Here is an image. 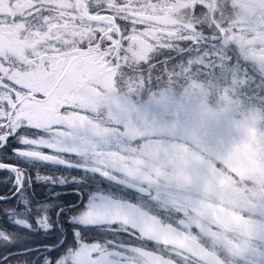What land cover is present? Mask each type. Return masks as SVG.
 <instances>
[{"label": "snow or ice", "instance_id": "6c2138e0", "mask_svg": "<svg viewBox=\"0 0 264 264\" xmlns=\"http://www.w3.org/2000/svg\"><path fill=\"white\" fill-rule=\"evenodd\" d=\"M158 14L157 0H0V264H179L137 171L151 102L119 87L140 45L160 66L188 54ZM246 257L264 264V246Z\"/></svg>", "mask_w": 264, "mask_h": 264}, {"label": "flooded vegetation", "instance_id": "af4514ba", "mask_svg": "<svg viewBox=\"0 0 264 264\" xmlns=\"http://www.w3.org/2000/svg\"><path fill=\"white\" fill-rule=\"evenodd\" d=\"M157 2L159 14L152 19L163 26L161 30L172 35L182 33V37L177 40L178 44L184 40L191 41L183 49L187 55L174 54L177 58L169 62L174 75L183 73L181 76L184 82L187 81L186 75L194 74L192 67L195 66L196 60L211 66L246 64L245 59L233 56L239 52L241 43V40H233V36L242 35V39L248 45L249 40L253 41L252 35L258 27H264V20L260 24L256 21L258 12L264 13V0H157ZM200 17L211 21V26L196 23L194 18ZM210 46L214 48L212 57H208ZM136 50L142 51L141 55L135 58L142 68L137 72L138 79L134 80L133 77L136 75L129 74L128 69H124L123 83L119 87L124 91L133 92L137 99L144 100V66L146 62L148 64L156 62L151 63L145 59L146 45H140ZM178 63L189 68H186L187 70L178 68ZM211 69L213 70L212 67ZM137 119L140 125L145 127L144 115ZM130 123H132L130 131L136 134L137 125L131 121ZM153 132L154 138L145 141V148L159 142L160 138L156 136L155 131ZM156 155L158 154H150V157L157 159ZM163 158L165 156L161 154L152 163L159 168L156 174L145 165L146 160L141 163L143 167L137 170L148 185L146 190H151L156 207L165 221L150 231L155 232L160 241L170 248L179 264H230V261L225 260V255L246 264V253L249 250H256L258 246H264V219L257 218L246 203L237 201V204H231L228 198L236 194L235 189L228 187L229 181L226 180L224 173L223 180L217 183L212 181L204 171L202 159H198V162L203 175L199 170L200 174L196 177L188 176L187 170L178 168L176 161ZM209 168L220 170L219 166ZM226 215L235 216L232 218L236 223L229 220L226 222Z\"/></svg>", "mask_w": 264, "mask_h": 264}, {"label": "rangeland", "instance_id": "374dc122", "mask_svg": "<svg viewBox=\"0 0 264 264\" xmlns=\"http://www.w3.org/2000/svg\"><path fill=\"white\" fill-rule=\"evenodd\" d=\"M263 14L258 12V24L264 20ZM242 38L233 36V40H241L240 50L233 56L245 59L246 64L211 66L196 60L194 74L186 75V82L183 73L173 74L169 63L146 62L144 101L151 102V108L144 114V125L150 137L154 138L155 131L160 140L146 146L144 164L156 174L159 168L152 163L162 154L163 159L176 161L178 168L187 170L188 176L197 177L199 170L203 175L198 162L202 159L206 172L214 171L217 182L224 173L228 187L235 189L236 194L228 198L231 204L246 203L257 218L264 219V52L259 50L264 47V27H258L250 44ZM212 49L210 46L208 57H212ZM141 52H133L125 68L136 75L134 80L142 69L135 59ZM180 64L178 68H189ZM150 154H158L157 159ZM232 217L226 215V222L236 223Z\"/></svg>", "mask_w": 264, "mask_h": 264}, {"label": "clouds", "instance_id": "9594fccd", "mask_svg": "<svg viewBox=\"0 0 264 264\" xmlns=\"http://www.w3.org/2000/svg\"><path fill=\"white\" fill-rule=\"evenodd\" d=\"M194 20L196 23L208 24L209 26H211V23H212L211 21L205 19L204 17L194 18ZM221 22H223V21H221ZM241 83H244V81L242 80ZM261 99H264V97H261ZM224 258L226 261H230V264H245L244 261H241V260H238L235 258H230L227 255H225Z\"/></svg>", "mask_w": 264, "mask_h": 264}, {"label": "water", "instance_id": "95a60500", "mask_svg": "<svg viewBox=\"0 0 264 264\" xmlns=\"http://www.w3.org/2000/svg\"><path fill=\"white\" fill-rule=\"evenodd\" d=\"M261 51H264V48H261ZM207 173L209 175V177L213 180V181H216L218 180L217 176L215 175V172L214 171H209L207 170ZM220 176V174L218 175V177Z\"/></svg>", "mask_w": 264, "mask_h": 264}]
</instances>
